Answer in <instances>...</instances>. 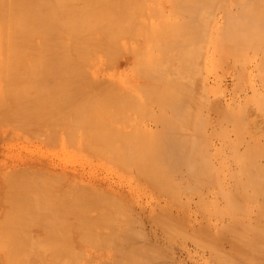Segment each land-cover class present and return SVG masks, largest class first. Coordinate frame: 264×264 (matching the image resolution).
<instances>
[{
	"label": "rangeland",
	"instance_id": "1",
	"mask_svg": "<svg viewBox=\"0 0 264 264\" xmlns=\"http://www.w3.org/2000/svg\"><path fill=\"white\" fill-rule=\"evenodd\" d=\"M45 1L48 16L58 6L64 15L59 16V31L53 29L63 41L60 58L49 63L65 66L71 57L78 66L69 61L61 75L78 76V70H85H73L79 66L90 73L114 69L115 74L99 77L102 81L94 77L96 83L90 82L93 73L89 78L83 74L86 79L80 73L85 83L70 74L66 78L72 80L60 75L59 82L41 84L33 75L44 65V49L33 46L26 62L14 58L18 53L9 48L0 50V87L7 92L0 89V229L7 241L14 238L10 264H123L119 246L137 247L157 264H264V192L254 189L264 183V17L254 18L260 15L254 11L264 10V0ZM241 8L257 23L247 25L242 36L235 31L242 23L237 21L239 9L245 15ZM77 34L79 45L74 44ZM239 37L253 39L247 44ZM20 68L26 72L13 78ZM140 70H162L161 81L174 83L167 86L155 77L151 85L153 78ZM110 87L116 91L109 94ZM8 92L14 94V118L3 111L13 100ZM178 94L184 96L185 108H174L170 99ZM176 113L187 117L189 125L180 130L190 131L200 173L196 178L188 166L174 173L166 171V164L153 166L158 171L140 158L147 153L151 132L160 126L158 119ZM25 157L52 161L57 170L77 168L84 180L44 169L11 170L13 160ZM93 178L100 185L86 181ZM256 212L262 214L260 229ZM119 229L131 232L127 240Z\"/></svg>",
	"mask_w": 264,
	"mask_h": 264
},
{
	"label": "bare ground",
	"instance_id": "2",
	"mask_svg": "<svg viewBox=\"0 0 264 264\" xmlns=\"http://www.w3.org/2000/svg\"><path fill=\"white\" fill-rule=\"evenodd\" d=\"M47 1H49V0H47ZM60 1V0H59ZM61 1H63V0H61ZM68 1V0H67ZM66 1V2H67ZM232 1V0H231ZM241 0H239V2H240ZM245 1V0H244ZM224 2V1H223ZM238 2V3H239ZM246 2V1H245ZM249 2V1H248ZM251 2V1H250ZM253 2V1H252ZM251 2V3H252ZM46 3V4H45ZM56 3H58V1H56ZM69 4H70V1L68 2ZM193 3H196V1L195 2H192V6H193ZM232 3V2H231ZM237 3V2H236ZM242 3H243V1H242ZM255 3V2H254ZM61 4V3H60ZM60 4H57V5H60ZM97 4H99V3H97ZM245 4V3H244ZM250 4V3H249ZM260 4V3H259ZM262 4V3H261ZM47 5H49V3L48 2H46L45 0H0V50H4V51H7L8 50V48H9V51H14L15 53H18V54H16V55H14V58H16V59H18L19 61L21 60V61H25L26 62V60H29V57L31 56L29 53H28V51L31 49V50H34V49H44L43 51L45 52L44 53V55H43V57H44V65H39V67H38V69H37V74L36 75H33L34 76V78H37V80L39 81V82H41V84H45V83H48V82H50L49 84L51 85V83H53V82H59V78L61 77V76H65V79H68V78H70V80H72L71 78L72 77H68V78H66L67 76H70V74H72V72H70V70L72 69H70V70H68V68L69 67H67L66 69L68 70L67 71V73H69L70 72V74H66L65 72V75H61V73L63 72V71H65V70H63V67H64V69H65V66H68L67 65V63L70 61H72L71 59V57L70 56H66L65 58H68V57H70L69 59V61H65V66L62 64H60V63H57V64H55V65H52L51 63H49V61L48 60H54V59H58V58H60V54L58 53V51H60L59 49H61V47H59V46H62V48H63V41L62 42H60V39H59V36H57V34H56V32L55 31H53V29L55 30L56 28H58L59 29V16H60V18H62L63 19V16L64 15H62L61 13H60V11H59V9L58 8H60L59 6H58V8H55V10H54V12H53V14L51 13V12H49V16L47 15L48 13L46 12L47 10H46V8H47ZM246 5H247V3H246ZM52 5H50V7H51ZM99 6V5H98ZM237 6V5H236ZM242 6V5H241ZM245 6V5H244ZM50 7H48V11H50L49 9H50ZM63 7V4L61 5V8ZM70 7V6H69ZM246 7V6H245ZM255 7V6H254ZM254 7H253V9H254ZM257 7H260V9L259 10H261V6H257ZM66 8H68V5L66 6ZM65 8V9H66ZM243 8V7H242ZM241 8V9H242ZM247 8H249V7H247ZM251 8V7H250ZM69 9V8H68ZM68 9H66V10H68ZM228 9H230V8H228ZM238 9V8H237ZM258 9V8H257ZM243 10V9H242ZM244 10H246V9H244ZM243 10V11H244ZM61 11H63L64 12V9H62ZM69 12H70V9L68 10ZM68 11H66V12H68ZM231 11H232V9H231ZM234 11V10H233ZM239 11H240V15L243 17V20H241V18L238 20L237 19V21H240V22H242L241 24L238 22V24L236 25L237 26V30L235 29V31H237V32H239L240 33V35L242 36V32L243 31H245L246 30V28H248V26L247 25H252V24H257L256 22H255V20L253 21H250V19L251 18H253V17H251V18H248L249 16H248V13H246L247 12V10L245 11V15H242L241 14V10L239 9ZM251 11V10H250ZM253 11V10H252ZM261 11H264V10H261ZM261 11H254V13L255 12H259V13H257V14H260L259 15V17H257V16H255L254 18L255 19H257L258 18V21L260 20L261 21V18L262 17H264V14H262V12ZM65 12V13H66ZM68 12V13H69ZM47 13V14H46ZM244 13V12H243ZM50 14H52L53 15V21H51L50 20ZM64 14V13H63ZM70 14V13H69ZM247 14V15H246ZM68 15V14H67ZM250 15H253V14H250ZM262 15V16H261ZM229 16H231V15H229ZM247 20H249V22L247 21ZM257 21V20H256ZM75 22V21H74ZM230 22V21H229ZM251 22V23H250ZM262 22H264V18H262ZM262 22L260 23V25L262 24ZM77 23V22H76ZM75 23V24H76ZM231 23H232V21H231ZM259 23V22H258ZM64 24V23H63ZM234 24H235V21H234ZM68 25V24H67ZM78 25H79V23H77L76 24V26L78 27ZM230 25V24H229ZM250 25H249V27H250ZM260 25H259V27H260ZM262 25H264V24H262ZM73 26H74V23H73ZM230 26H232V25H230ZM63 27H65V24L63 25ZM70 27H71V25H70ZM252 28V27H251ZM262 28V27H261ZM226 29H228V28H226ZM226 29H225V31H226ZM260 29V28H259ZM51 30V32H49ZM254 30V29H253ZM258 30V29H257ZM261 30V29H260ZM259 30V31H260ZM262 30H264V29H262ZM261 30V31H262ZM52 31L54 32V34H56V35H54L53 33H52ZM56 31H59V30H57L56 29ZM227 33H228V31H226ZM231 32H234V30L233 31H231ZM230 32V33H231ZM248 32L250 33V31L248 30ZM254 32H256L257 33V31H254ZM253 32V33H254ZM48 33H52L51 34V36L53 35V37H51L50 36V34L48 35ZM235 34V33H234ZM234 34L232 35V36H234ZM238 34V33H237ZM236 34V35H237ZM247 34V33H246ZM259 34V33H258ZM257 34V35H258ZM72 36L71 37H73L74 35L76 36V33L73 35V34H71ZM50 36V37H49ZM54 36H55V38H54ZM65 35H63V37H64ZM77 36H78V34H77ZM249 36H251V35H249ZM259 36V35H258ZM62 37V38H63ZM52 38H54L55 40L54 41H52ZM68 39H70L69 38V36L67 37ZM73 38H77V37H73ZM72 38V39H73ZM240 38V37H239ZM249 38V37H248ZM247 38V39H248ZM72 39H70L69 41L70 42H72L71 40ZM80 38H79V36H78V40H76L75 42H74V44L76 45V43H78V45H79V43L80 42H77V41H80L79 40ZM242 41L244 40V42L245 43H251L250 41L253 39H249L248 41H247V39H243V38H240ZM240 39H237V41L239 42V40ZM255 39V38H254ZM258 39V38H257ZM260 39V38H259ZM75 40V39H74ZM52 41V42H51ZM254 41V40H253ZM252 41V42H253ZM259 41V40H258ZM261 41H262V39H261ZM34 42V43H33ZM69 42V44H71ZM60 43V44H59ZM62 43V44H61ZM64 43L66 44V42H65V40H64ZM73 43V42H72ZM235 43V42H234ZM243 43V42H242ZM244 43V45H246ZM258 43V42H257ZM49 44H51L52 46L51 47H53V45H54V47L56 46V48H54L53 47V49H51V47H50V49H49ZM74 44H72L73 45V47H74ZM36 45V46H35ZM49 45V46H48ZM78 45H77V47H76V49L78 48ZM252 45V44H251ZM34 46V49H32V47ZM48 46V47H47ZM239 46H240V43H239ZM262 46H264V44H262ZM37 47V48H36ZM65 47V46H64ZM48 48V49H47ZM262 48H264V47H262ZM23 49V50H22ZM261 49V48H260ZM78 50V49H77ZM36 51V50H35ZM63 51V50H62ZM74 51H75V48H74ZM29 52H31V51H29ZM33 52V51H32ZM260 52V51H259ZM27 53L29 54V56L27 55ZM60 53H61V51H60ZM75 53V56L76 57H78L79 58V52H77V51H75L74 52ZM76 53H78L77 55H76ZM261 53V52H260ZM62 55V54H61ZM68 55H70V54H68ZM72 55V54H71ZM249 55V54H248ZM64 56V55H63ZM243 57V56H242ZM253 57H254V55H253ZM62 58V57H61ZM78 58H76V59H78ZM63 59V58H62ZM259 59V58H258ZM20 61V62H21ZM63 61V62H64ZM78 62H79V60H78ZM260 62V61H259ZM262 62H264V61H262ZM71 64H72V66H78V65H75V64H73L72 62H71ZM258 64V63H257ZM69 65H70V63H69ZM71 66V65H70ZM156 66V65H155ZM154 66V67H155ZM80 67H82V68H85V70L87 69L86 67H83V66H79L78 68H73V70L74 69H79ZM158 67V65L156 66V68ZM259 67H260V65H259ZM152 69H154V68H152ZM237 69V68H236ZM262 69V68H261ZM20 71L21 70H24V69H19ZM83 70V71H82ZM85 70L84 69H81L80 71L78 70L77 72L78 73H76V71H75V73L76 74H78V76L76 75H74V73L71 75V76H75V78H77V80H78V77H79V79H80V81H85V80H83V79H81L80 78V75L81 76H83V74H84V76L86 75V76H88V77H86V78H89V75L90 74H92V76H93V78H92V76L90 77L91 79H90V82H95V79H94V77L95 78H98L100 81H102L101 80V78H105V77H107L108 78V76H112V75H114L115 74V71H114V69L111 71V72H109V73H107V71H106V69H100V68H94L93 70H92V72L90 73L88 70H86V72L88 71L89 72V74L87 73V74H85L86 72H85ZM239 70V69H238ZM18 71V70H17ZM82 71V72H81ZM162 70H160V74H157L156 72H154L153 70L151 71V73H149V72H146V71H142V70H140L139 71V73L142 75V76H144V77H148L149 76V78H153V80L150 82V84L152 85V83H153V81H155V77H157L160 81H161V79H160V77L159 76H161V74H163L162 72H161ZM16 72V71H15ZM24 72H26V70H24ZM84 72V73H83ZM185 72H187V71H185ZM238 72V71H237ZM8 73H10V72H8ZM81 73V74H80ZM11 75H12V73H10ZM17 75L16 77H18V78H20L19 76H21L20 74H22L23 75V73H22V71H21V73L19 72V73H14L13 74V78H14V75ZM19 74V75H18ZM80 74V75H79ZM261 74H262V72H261ZM61 75V76H60ZM5 76V75H4ZM60 76V77H59ZM83 76V77H84ZM182 76V75H181ZM11 77V78H12ZM99 77H101V78H99ZM2 79H4L3 78V76L1 77ZM6 78H8V77H6ZM26 78H33L32 76H27ZM25 78V79H26ZM33 78V79H34ZM63 78V77H62ZM74 78V77H73ZM75 78H74V80H75ZM85 77H84V79H86ZM107 78H105V79H107ZM171 78V77H170ZM10 79V78H9ZM8 79V81H11L12 82V79L11 80H9ZM94 79V80H93ZM112 79V78H111ZM36 80V81H37ZM63 80V79H62ZM99 80H97L96 79V82H98ZM110 80V79H109ZM109 80H105V82L106 81H109ZM125 80V79H124ZM30 81H32V80H30ZM35 81V80H34ZM53 81V82H52ZM87 81V80H86ZM103 81H104V79H103ZM5 82H6V80H5ZM39 82H38V84H39ZM79 82V81H78ZM78 82H76V84L78 83ZM95 82V83H96ZM162 83H164L165 85H169V84H173L174 83V79H170V81L168 82H166V81H161ZM81 83V82H80ZM85 83V82H84ZM8 84V83H7ZM11 84H13V82L11 83ZM75 84V83H74ZM82 84V83H81ZM0 85H1V83H0ZM2 85H4V84H2ZM1 85V86H2ZM37 85V84H36ZM48 85V84H47ZM44 86V85H43ZM78 86V85H77ZM80 86V85H79ZM29 88V87H28ZM38 88V87H37ZM70 88V87H69ZM108 88V87H107ZM106 88V89H107ZM146 88H148V89H150L151 87L148 85V86H146ZM0 89H1V87H0ZM8 89H9V87H8ZM11 89V88H10ZM84 89H86V88H84ZM111 87L109 88V89H107V91H108V93L110 94V93H112L113 92V90L115 89V88H112L111 90H112V92H110L111 90ZM147 89V91H149ZM2 90V89H1ZM0 90V91H1ZM11 90H13V89H11ZM11 90H9L11 93H13V91H11ZM30 90V89H29ZM37 90V89H36ZM36 90H34L35 92H36ZM154 90V89H153ZM5 92V90L3 89L2 90V92ZM26 91H27V88H26ZM26 91H24V92H26ZM34 91H32V93L34 92ZM75 91V90H74ZM106 91V92H107ZM115 91H116V89H115ZM114 91V92H115ZM118 91L120 92V90L118 89ZM178 91V89H176V92ZM10 92H8V94H6L7 96H9V94H10V98H12L13 100H11L9 103H8V101H7V104H4L3 105V107H4V109H3V111H5V113L4 114H7V115H5V116H8V117H12V116H14V112H16V110L14 111V106L12 105L13 104V102H14V97H13V95L10 93ZM28 92V91H27ZM252 92V91H251ZM5 93H7V92H5ZM117 93V92H116ZM29 94H31L30 92H28V95ZM72 94V93H71ZM88 94V93H87ZM90 94V93H89ZM121 94V92L119 93V95ZM2 95H3V93H2ZM24 95V94H23ZM26 95V94H25ZM31 95H33V94H31ZM138 96V95H137ZM0 97H1V92H0ZM172 98L170 99L171 101H172V104H173V106H174V108H178L179 107V105H183L184 106V108H185V98H184V96H182V94L180 95V94H178V96L177 95H174V96H171ZM250 97V96H249ZM28 98V97H27ZM170 98V97H169ZM252 98V97H251ZM6 99H8V97L6 98L5 97V100ZM19 99H20V97H19ZM29 99V98H28ZM165 99H167V98H165ZM261 99V98H260ZM25 100H27V99H25ZM169 100V99H168ZM168 100H166V102H165V104L167 103V101ZM30 101V100H29ZM161 101H163L162 99H161ZM160 101V102H161ZM3 102H5V101H3ZM12 102V103H11ZM23 102V101H22ZM2 103V102H1ZM27 103V102H26ZM26 103H24V104H26ZM86 103V102H85ZM162 103V102H161ZM171 103V102H170ZM19 104V103H18ZM163 104V103H162ZM21 105V104H20ZM27 105V104H26ZM1 106V105H0ZM29 106H30V104H29ZM104 106V105H103ZM180 106V107H181ZM17 107V106H16ZM23 107V106H22ZM98 107V106H97ZM106 107V106H105ZM24 108V107H23ZM25 108H27V107H25ZM100 108H101V106H100ZM257 108V107H256ZM259 108V107H258ZM0 109H1V107H0ZM21 109V108H20ZM262 109H264V108H262ZM2 110V109H1ZM18 110V109H17ZM27 111V109H23V110H21V111H23L24 113H25V111ZM95 110H97V109H95ZM20 111V110H19ZM18 111V112H19ZM173 111H174V109H173ZM185 111H187V110H185ZM259 112V111H258ZM20 113V112H19ZM174 113V112H173ZM261 113V112H260ZM9 114V115H8ZM174 115V117L172 116V117H161L160 119H158V121H159V125L161 126V127H163V128H161L160 126H159V128H157L156 127V129L155 130H153L152 132L151 131H149V133L151 132V133H153V134H151V138H148V143L146 142V144H147V146L146 147H148L149 146V148H147L148 150H147V153L146 154H143L142 155V157H140L141 159H143L142 161H145V162H143V163H148V165H151L150 163H152V167L154 166V167H160V166H163V164H164V167H165V164H166V171H173V173H174V171H177V170H179V169H181V167L182 166H188V167H190V169H191V172L193 171V173H195V174H193L192 175V177H198L199 175H200V173H199V170H197V165H198V160H196L197 158L196 157H194L192 154V148H193V144L192 143H189V138L191 139V134L190 135H188V133H190V131H186L187 133V135L186 134H184L180 129L182 128V126H187V125H189V124H187L186 125V123L188 122L187 121V117H186V114L185 113H179L178 115H177V113L176 114H173ZM175 115H177L176 117H175ZM7 117V118H8ZM3 118V117H2ZM12 118H14V117H12ZM6 121V120H5ZM7 121H8V119H7ZM13 121H14V119H13ZM157 121V122H158ZM240 121V120H239ZM9 122V121H8ZM11 122V121H10ZM2 123V122H1ZM12 123V122H11ZM4 124V123H3ZM191 124V123H190ZM193 124V123H192ZM178 127V128H177ZM195 132V131H194ZM2 135V134H1ZM193 135V134H192ZM148 136V137H149ZM189 137V138H188ZM193 137V136H192ZM195 139V138H194ZM192 146V147H191ZM250 147V146H249ZM261 149V148H260ZM206 150V149H205ZM253 152V151H252ZM250 153V152H249ZM128 154V153H127ZM196 154V153H195ZM251 154V153H250ZM253 154V153H252ZM258 154H260V153H258ZM247 155H248V153H247ZM193 156V157H192ZM128 157V155L126 156V158ZM130 157V156H129ZM250 157V156H249ZM249 157H248V162H250V161H252L251 159H249ZM252 157V156H251ZM258 157V156H257ZM261 156H259V158H260ZM262 158H264V157H262ZM254 162V161H253ZM257 162V161H256ZM251 163V162H250ZM252 164V163H251ZM255 164V163H254ZM158 165V166H157ZM160 165V166H159ZM206 165H207V163H206ZM9 166L11 167V170H13L14 171V167L15 168H20V170H26V169H28V168H30V169H39V170H42V169H44V171H48V172H51V173H55V174H58V173H60V175L61 174H63L64 176V178L66 177V178H72L73 180H79V181H83L84 179L82 178V176H80V174H79V172H78V170H77V168H71V169H68V168H60V170H57V168L58 167H56V165L52 162V161H49V160H46V159H42V158H32V157H25V158H22V159H19L17 162L16 161H12L10 164H9ZM143 166V165H142ZM257 166V165H256ZM144 167V166H143ZM146 167H148L147 165H146ZM145 167V168H146ZM152 167H150L151 169H153ZM207 167V166H206ZM145 168H143V169H145ZM149 168V169H150ZM200 168V167H199ZM256 168V167H255ZM255 168H254V170H255ZM154 169H156V170H158L157 168H154ZM161 169V168H160ZM159 169V170H160ZM203 169H204V167H203ZM206 169V168H205ZM156 170H154V171H156ZM158 170V171H159ZM183 170V169H182ZM189 170V169H188ZM249 170H251V169H249ZM257 170H259L258 168H257ZM261 170H262V168L259 170L260 171V173H261ZM161 172V171H160ZM163 172V171H162ZM180 172V171H179ZM181 173V172H180ZM186 173V172H185ZM190 173V172H189ZM204 173V172H203ZM153 174H154V172H153ZM163 174V173H162ZM166 174V173H165ZM208 174V173H207ZM255 174V173H254ZM256 174H257V171H256ZM262 174H264V173H262ZM152 175V174H151ZM150 175V176H151ZM0 176H2V178H3V175H0ZM62 176V175H61ZM78 176H80L81 178H79ZM153 177L155 176V175H152ZM182 176V175H181ZM153 177H149V178H153ZM257 177V176H256ZM1 178V179H2ZM148 178V179H149ZM185 178V177H184ZM230 178V177H229ZM254 178V177H253ZM71 179V180H72ZM98 179V178H97ZM159 179H161V178H159ZM191 179V178H190ZM198 179V178H197ZM203 179V178H202ZM151 180V179H150ZM155 180V178H153V180L152 181H154ZM187 180V179H186ZM192 180H194V178L192 179ZM86 181L87 182H89V184H92V185H96V184H98V185H100L99 184V182H101V181H96V179H94L93 178V180H91V182L90 181H88L87 179H86ZM157 181V180H156ZM155 181V182H156ZM162 181V180H161ZM158 182V181H157ZM166 182V181H165ZM203 182H205V181H203ZM261 182V183H260ZM259 182V184H257V185H260V187L259 186H257V185H255V187H254V189H255V192H256V194H257V192H264V185H262V184H264V183H262V181H260ZM246 183V182H245ZM161 184V183H160ZM172 185V184H171ZM229 186H230V184H229ZM245 188V187H244ZM243 188V189H244ZM259 191H258V190ZM257 190V191H256ZM65 192V191H64ZM243 192V191H242ZM68 193V192H67ZM252 193H254V191L252 192ZM258 193V194H259ZM62 194H64V193H62ZM69 196H70V194H69ZM75 197H76V195H74ZM262 196V195H261ZM73 197V196H72ZM262 197H264V196H262ZM45 199H46V197H44ZM66 198V197H65ZM64 198V199H65ZM74 198V197H73ZM79 197L77 196V198H75V199H78ZM42 199V198H41ZM50 199V198H49ZM69 199V198H68ZM39 200V199H38ZM73 200V199H72ZM36 201V200H35ZM47 201H50V200H47ZM59 201V200H58ZM67 201V200H66ZM258 201V200H257ZM0 202H1V200H0ZM60 202H61V200H60ZM60 202H58L59 204H60ZM259 202V201H258ZM257 202V203H258ZM38 203V202H37ZM51 203V202H50ZM63 203H65V202H63ZM1 205H2V202L0 203ZM61 204H62V202H61ZM41 205V204H40ZM57 205V204H56ZM59 206V205H58ZM61 206V205H60ZM258 207V206H257ZM256 207V208H257ZM262 207H264V206H262ZM262 210H264V209H262ZM1 211V210H0ZM258 213H259V211H257ZM257 212H256V214H257ZM0 215H2L1 214V212H0ZM40 215V214H39ZM74 215V214H73ZM260 215H262L261 213H260ZM260 215L258 216V214L257 215H254V216H256V219H255V217H254V219H255V221L257 222L258 220H259V218H260ZM71 217H72V215H70ZM41 217V216H40ZM253 217V216H252ZM258 217V218H257ZM27 218V217H26ZM39 218V217H38ZM67 218H70V217H67ZM74 218H76V216L74 217ZM261 218H264V216H261ZM260 218V219H261ZM36 219V218H35ZM253 219V218H252ZM262 220V219H261ZM261 220H259L257 223L259 224L258 226H260V227H258V229H260L261 228V225L262 224H264V223H261V225H260V223L259 222H262ZM244 221L242 220V222L241 223H243ZM248 222H249V224H254L255 222H254V220L252 221V222H250V220H248ZM257 223H255V225L256 226H254L255 228H257ZM252 224V225H253ZM262 226H264V225H262ZM0 227H1V225H0ZM5 227V226H4ZM33 227H35V225L33 226ZM42 227H44V226H42ZM7 228H9V227H6V229ZM12 228V227H11ZM13 228H14V226H13ZM45 228V227H44ZM50 228V227H49ZM262 228H264V227H262ZM1 230V229H0ZM3 230V229H2ZM2 230L0 231V260H2V258H3V261H0V263L1 262H3V264H4V261H5V263L6 262H8L9 264L10 263H14L13 262V259L10 261V258H9V260H8V257H10V255L11 254H13L14 253V238H11L12 236H11V234L8 232L7 234H10L9 236H11L10 238L12 239V240H9L8 239V241L6 240V238L4 237V235L6 236V234H5V232H2ZM9 230V229H8ZM12 230H14V229H12ZM45 231H46V229H44ZM120 230V229H119ZM256 230V229H255ZM127 231H129V230H127ZM44 232V231H43ZM114 232H116V231H114ZM120 232H122L121 230H120ZM12 233V232H11ZM46 233V232H45ZM123 233V232H122ZM127 233V232H126ZM126 233H123V235H125ZM128 233H131V232H128ZM127 233V234H128ZM109 234V233H108ZM107 234V235H108ZM126 234V236L124 237V238H126L125 240H127L129 237H128V235ZM115 235H116V233H115ZM246 235H248L247 233H246ZM260 235V234H259ZM8 236V235H7ZM6 236V237H7ZM117 236V235H116ZM120 237H122V236H119L118 238H120ZM246 237V236H245ZM8 238V237H7ZM131 238V237H130ZM257 238H258V236H257ZM10 241V244H12L13 243V245H11L12 246V248L10 247H8V242ZM7 243V244H3V243ZM123 242V241H122ZM148 245H149V243L148 242H146ZM135 244V243H134ZM249 244V243H248ZM262 244V243H261ZM140 245V244H139ZM139 245H136V246H138L139 247ZM125 246V245H124ZM145 246H147V245H145ZM10 249H8V248ZM132 246H130L129 248L128 247H122L121 248V246H119L118 248H117V252L119 253V254H122V255H124L125 257H126V261H124V262H122L123 264H130L131 263V261H132V263L134 264L135 262H136V259H139V262H137V263H140V264H157L156 262L154 263V262H152L151 260L153 259H151V260H149L150 259V257H152V256H150V257H148L147 259H146V257H147V254H149V253H140V251H139V248H137V247H132ZM151 247V246H150ZM252 247V246H251ZM255 247V246H254ZM256 248V247H255ZM148 249V248H147ZM182 249V248H181ZM116 250V249H115ZM143 250V249H142ZM145 250V249H144ZM143 250V251H144ZM150 250V249H149ZM251 250H252V248H251ZM250 250V251H251ZM259 250V249H258ZM146 251V250H145ZM253 251V250H252ZM256 251V250H255ZM116 252V253H117ZM148 252V251H147ZM245 252V251H244ZM254 252V251H253ZM262 252V251H261ZM117 253V254H118ZM142 255V256H139V255ZM250 254V253H249ZM252 254V253H251ZM118 256V255H117ZM120 256V255H119ZM124 256H122V257H124ZM244 255H242V257H243ZM252 256V255H251ZM255 256V255H254ZM11 257H14V254H13V256L11 255ZM121 257V256H120ZM131 257H134L135 258V262L133 261V259L132 260H130L131 259ZM139 257V258H138ZM245 257V256H244ZM262 257H264V255H262ZM128 258V259H127ZM249 258V257H248ZM259 258V257H258ZM4 259H7L8 261H6V260H4ZM173 259V258H172ZM155 260V259H154ZM255 260V259H254ZM162 261V260H161ZM173 261H175V260H173ZM261 261V260H260ZM127 262V263H126ZM165 262V261H164ZM113 263V262H112ZM116 263H119L118 261L116 262ZM131 263V264H132ZM160 263V262H159ZM250 263H251V261H250ZM161 264V263H160Z\"/></svg>",
	"mask_w": 264,
	"mask_h": 264
}]
</instances>
